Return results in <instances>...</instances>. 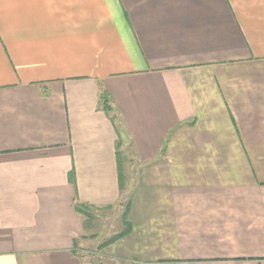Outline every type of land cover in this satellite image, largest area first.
Returning <instances> with one entry per match:
<instances>
[{
	"label": "crops",
	"instance_id": "obj_1",
	"mask_svg": "<svg viewBox=\"0 0 264 264\" xmlns=\"http://www.w3.org/2000/svg\"><path fill=\"white\" fill-rule=\"evenodd\" d=\"M123 196L102 257L264 264V0H0V264H96Z\"/></svg>",
	"mask_w": 264,
	"mask_h": 264
},
{
	"label": "rangeland",
	"instance_id": "obj_2",
	"mask_svg": "<svg viewBox=\"0 0 264 264\" xmlns=\"http://www.w3.org/2000/svg\"><path fill=\"white\" fill-rule=\"evenodd\" d=\"M131 184H133L132 179H131ZM118 203L119 204L115 206H111L109 209L92 211L93 213L96 214V216L92 217L89 220V226L84 229V233H85L84 238L86 239V241L81 247L77 245L78 250H76V253L78 257L90 259L96 264H128V262L126 261H122L118 259L111 260L112 258L102 257L101 255L102 253L100 252L101 249H106V248L112 250L121 249V247L119 248L112 247L110 243L112 241H110L105 245L102 244L105 239L109 238L110 236H112V234H115L118 231H120L122 228H124V224L121 217H122V212L125 208L124 206L126 204V197L123 196L121 202ZM120 204L123 205L122 212H118V206ZM73 245H75V239L73 240ZM98 251L101 254H99Z\"/></svg>",
	"mask_w": 264,
	"mask_h": 264
},
{
	"label": "trees",
	"instance_id": "obj_3",
	"mask_svg": "<svg viewBox=\"0 0 264 264\" xmlns=\"http://www.w3.org/2000/svg\"><path fill=\"white\" fill-rule=\"evenodd\" d=\"M98 108L101 109L102 111H104L112 121H115L116 115L114 114V110H113V107L111 104L110 97L108 96V94L104 90H101L99 92ZM116 124H117V122H116ZM119 143H120V140H118L116 143V159H117L118 185H119L120 191H122L124 188V173H123V164H122L123 156L117 150ZM124 207L125 208L122 212V217H121L123 224H124V228H122L120 231L113 234L109 238L105 239L106 241L104 240V242L102 243L103 245L109 243L110 241H114L115 239L125 235L129 231V229H130V222L128 220L129 203L126 202ZM74 208H75L76 212L79 213L83 217L84 229L87 228L89 226V220L92 217H94V214L92 211L97 207L91 206L89 204L82 203V202H79L76 200L74 203Z\"/></svg>",
	"mask_w": 264,
	"mask_h": 264
}]
</instances>
